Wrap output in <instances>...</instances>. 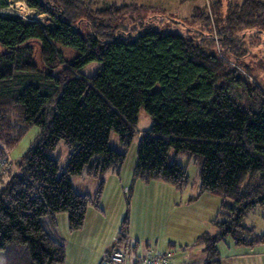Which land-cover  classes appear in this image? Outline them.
I'll return each instance as SVG.
<instances>
[{"label":"trees","instance_id":"obj_1","mask_svg":"<svg viewBox=\"0 0 264 264\" xmlns=\"http://www.w3.org/2000/svg\"><path fill=\"white\" fill-rule=\"evenodd\" d=\"M23 1L44 19L0 12V166L31 127L40 133L21 160L0 167V251L25 246L29 264L65 262V243L47 227L60 212L71 230L83 227L105 174L125 163L141 109L154 121L140 135L134 180L184 189V157L199 168V195L222 198L214 231L196 241L204 264H222L218 245L227 238L237 246L264 243V231L247 222L264 209V90L241 65L264 43V0H228L216 20L220 0H211L191 14L192 30L180 21L172 24L179 30L162 29L155 15L124 23L131 5ZM7 2L0 0V10ZM93 62L96 72L86 74ZM112 132L123 150L110 146ZM60 142L69 150L64 169L53 156ZM77 175L98 180L94 195L74 190ZM125 233L122 226L121 240Z\"/></svg>","mask_w":264,"mask_h":264},{"label":"rangeland","instance_id":"obj_2","mask_svg":"<svg viewBox=\"0 0 264 264\" xmlns=\"http://www.w3.org/2000/svg\"><path fill=\"white\" fill-rule=\"evenodd\" d=\"M7 1L9 6L1 9L0 12L19 14L27 20L42 21L44 19L43 16L35 14L29 9L23 0ZM97 1L98 6H103L105 3H116L119 6L131 5L136 7V9H129L126 16L121 18V21L127 24H132L140 16L155 15L154 20L162 29L179 30L180 25L175 24L173 26L172 24L174 21H180L187 23L189 29L192 30L197 29L198 23L190 14H193L198 7V9L203 8V3L211 5V2L215 0H188L186 2L181 0ZM232 1L238 2L240 0ZM227 5L228 0H220L219 8L213 9L211 12V17L214 16L212 19L216 20L218 14L219 17L224 16ZM83 29L88 31L86 26H83ZM252 49V55L241 60V65L249 66L251 77L256 78L264 90V70L262 69L264 43L254 45ZM3 51L4 48L0 45V54ZM98 66L97 62H93L86 67L84 72L94 74ZM153 121V118L144 109L139 111L137 133L128 149L127 158L121 171L122 176L107 178L108 176L105 174L104 187L98 205H88L85 222L81 229H70L66 212L57 213L54 218V226L48 225L47 228L51 234L65 243L66 258L63 264H99L105 246L112 249L110 253L114 247L133 251L131 248L133 246L136 247L135 251L138 253H141L145 247L149 255L170 254V264H202L200 261L201 247L196 244V238L204 232L214 231L211 222L216 218L222 198L210 193L199 195V168L184 157H181L180 161L186 168L189 177V183L184 189H178L162 180L150 182L134 180L133 172L138 158L140 135L152 126ZM39 133L40 128L38 126L31 127L11 150L7 149L10 161L8 160L7 164H2L0 167L6 170L13 166L14 161L21 160L32 143L36 141ZM109 143L112 148L123 150L115 132L111 133ZM53 156L60 161V165L64 169L69 158V150L64 142L59 143ZM113 179L118 181L120 186L121 183L128 184L122 185L124 192L117 182L112 183ZM72 180L76 190L82 188L80 183L83 180L88 181V187H91L93 181L96 180V188L98 187L97 179L85 175L74 176ZM125 188L128 190L126 191ZM93 193L94 191H92ZM262 210L264 209L261 207L257 208L247 219V222L254 225L259 233L264 231ZM125 220L126 223L124 224ZM122 226H125L126 235L121 240ZM168 235L170 238L167 237ZM227 242L236 245L231 238H227L226 241L220 243L222 252L225 251L222 245ZM259 246L264 247V243L259 244ZM237 247L251 249V247L246 246ZM24 249L27 253L24 252ZM181 254H187L188 258L180 257L174 261ZM7 261L8 263H6ZM10 261H13L14 264H29L30 256L27 248L18 246L12 247L9 252L7 250L0 251V264H10ZM103 264L114 263L106 260Z\"/></svg>","mask_w":264,"mask_h":264},{"label":"crops","instance_id":"obj_3","mask_svg":"<svg viewBox=\"0 0 264 264\" xmlns=\"http://www.w3.org/2000/svg\"><path fill=\"white\" fill-rule=\"evenodd\" d=\"M203 5H204V3L202 4V6ZM121 171H122V169H121ZM121 171L118 174L115 171H112V170L111 171H108L106 173V175L108 176L107 178H112V176L121 177L122 176L121 175ZM93 182H94L93 185L91 187H88L89 186L88 181L83 180L82 183H80V184H82V188L77 189V190L75 189L74 186H73V188L78 193L94 195L95 192H96V189H97L96 188V185L97 184H96V180L93 181ZM116 182L119 185L118 181H116V180L113 179L112 183H116ZM72 184H73V180H72ZM122 185H128V184L127 183H121V186L119 185L120 188H122ZM86 188H87V190H86V192H84ZM125 189H126V191L128 190V188H125ZM92 191H94L93 194H92ZM122 191L124 192V189L123 188H122ZM198 197H199V195L197 196V198ZM221 202H222V200H221ZM262 213L264 214V210H262ZM263 214H262V216H263ZM251 226H253L256 229V227L254 225H251ZM167 237L170 238L169 235ZM198 237L199 236H197V238ZM197 238H196V241H197ZM170 241H171V239H170ZM174 243H175V241H174ZM197 245H199V244H197ZM199 246L201 247L200 252H202V255L200 257V259H201L200 261L202 262V264H204V261L206 259V256H205V253L203 252V246L202 245H199ZM222 246L225 249L224 252H222L221 247H220V243H219L218 250H219L220 260H221V263L222 264H264V247L263 246H259L258 245L259 247L258 246L255 247L254 246V247H251V249H249V248L246 249V248H239V247H237V245H231V243H228V242L225 243V244H223ZM219 247H220V249H219ZM144 249H145V247H144ZM108 250H109V246H105L103 248V252H102V255H101L102 259H103L104 255H105L106 251H108ZM180 257H182L184 259H187L188 258V255L187 254H181V255L177 256L174 259V261L180 259Z\"/></svg>","mask_w":264,"mask_h":264},{"label":"built area","instance_id":"obj_4","mask_svg":"<svg viewBox=\"0 0 264 264\" xmlns=\"http://www.w3.org/2000/svg\"><path fill=\"white\" fill-rule=\"evenodd\" d=\"M133 252L114 248L108 259L114 264H167L170 257V254L149 255L145 249L141 253L135 251L130 254Z\"/></svg>","mask_w":264,"mask_h":264}]
</instances>
